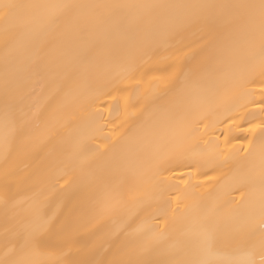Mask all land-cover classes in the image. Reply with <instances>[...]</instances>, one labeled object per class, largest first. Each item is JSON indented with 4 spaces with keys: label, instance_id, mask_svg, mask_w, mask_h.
Instances as JSON below:
<instances>
[{
    "label": "bare ground",
    "instance_id": "obj_1",
    "mask_svg": "<svg viewBox=\"0 0 264 264\" xmlns=\"http://www.w3.org/2000/svg\"><path fill=\"white\" fill-rule=\"evenodd\" d=\"M260 3L0 0V261L264 264Z\"/></svg>",
    "mask_w": 264,
    "mask_h": 264
},
{
    "label": "snow or ice",
    "instance_id": "obj_2",
    "mask_svg": "<svg viewBox=\"0 0 264 264\" xmlns=\"http://www.w3.org/2000/svg\"><path fill=\"white\" fill-rule=\"evenodd\" d=\"M16 7L15 5H4V8H14ZM260 10H261V15H262V20H264V0H261L260 3ZM7 15V13H5ZM262 231H264V224L261 225ZM45 242L41 241L39 237L35 238L33 240V245L37 248L41 247ZM49 247H52L53 249H56L59 253V259L56 261V264H82V262L68 258L70 257L71 250H64L63 248L59 247L56 243H52L48 245ZM0 264H16V262H5V261H0Z\"/></svg>",
    "mask_w": 264,
    "mask_h": 264
}]
</instances>
